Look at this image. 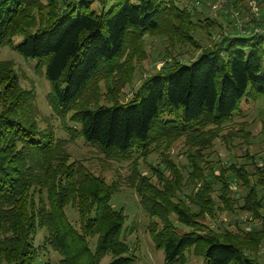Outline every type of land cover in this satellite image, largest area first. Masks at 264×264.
<instances>
[{
	"label": "trees",
	"instance_id": "trees-1",
	"mask_svg": "<svg viewBox=\"0 0 264 264\" xmlns=\"http://www.w3.org/2000/svg\"><path fill=\"white\" fill-rule=\"evenodd\" d=\"M189 14L169 0H0V45L46 66L50 103L72 111L75 126L66 124L71 137L81 136L105 156L120 160L139 153L138 161L184 139L192 166L187 178L166 158L152 164L151 174L136 162L128 176L163 264H188L190 250L202 264H264L258 258L264 242L263 156H251L252 173L236 163L213 172L221 184L217 202L198 161L225 122L264 102L262 23L254 18L257 26L247 33L227 35L203 46L192 61L149 75L127 102L101 104L100 91L90 89L126 65L144 36L173 30L186 38L194 30ZM17 36L23 40L16 42ZM38 112L34 90L20 84L14 62L0 60V264H36L49 248L61 256L60 264H134L123 234L127 215L112 205L117 185L73 160L67 140L57 138L53 127H41ZM240 130L244 126L235 134ZM238 183L247 193L237 207L253 213L260 227L238 232L208 226L207 216L221 204L236 207L238 199L229 193ZM191 185L196 189L184 193ZM69 204L78 209L79 226L68 217Z\"/></svg>",
	"mask_w": 264,
	"mask_h": 264
},
{
	"label": "rangeland",
	"instance_id": "rangeland-1",
	"mask_svg": "<svg viewBox=\"0 0 264 264\" xmlns=\"http://www.w3.org/2000/svg\"><path fill=\"white\" fill-rule=\"evenodd\" d=\"M42 1L47 2V0ZM169 1L190 12L189 17L194 24V30L187 32L186 38L173 30L144 36V40L137 45L136 52L132 56L130 53L126 65L111 73V77L99 78L94 82L90 89L100 91V101L97 102L106 104L116 99L120 102L131 100L149 75L164 70L172 63L192 61L198 56L203 46H213L227 35L247 33L246 29L257 26L254 18L262 23L261 28L264 27V10L261 9L262 2L259 0ZM92 5L98 6L96 2ZM205 21L210 24H205ZM22 40V36L15 38L16 42ZM0 60L13 61L20 84L24 88L34 90L35 105L39 109L36 116L39 125L53 127L57 138L67 140L66 149L73 160L80 161L90 172L102 176L108 184L117 185L118 191L113 194L112 205L115 209H123L127 215L123 234L136 255L134 264H163V251L157 250L153 244L148 230L149 217L141 206L136 190L127 185L128 176L132 172V165L136 162L141 170L151 174L152 164L161 163L162 158H166L164 163L174 164L187 178L192 166L188 160L186 151L188 147L184 139H176L169 147L161 151L152 150L146 156L140 155L138 161H135V158L139 156V153L120 160L111 159L107 155L106 157L97 147L87 144L81 136L71 137L72 134L66 124L70 127L75 126L70 120L72 111H63L50 103L48 96L53 92V87L46 77V66L39 67L38 60L23 56L8 45H0ZM84 95L83 99H86L88 93L85 92ZM243 126L245 131L240 130V135H236L235 132ZM251 156L254 158L257 156V159L261 156L264 158V102L262 99L249 108H243L239 114H235L232 119L225 122L220 135L214 140V146L204 151L203 156L198 160L202 165L201 169L205 170L206 178L212 182L216 202L221 184L212 173L219 174L221 167L235 163L237 166L246 167L252 173ZM196 187L197 185L186 186L184 193H191ZM233 188L229 197L238 199L235 203L233 202L236 207H224L221 204V207L215 210V215L207 216L205 223L217 231L228 229L245 232L260 227V222L253 213L237 207L238 204L243 203L242 197L247 193L246 186L238 183V185L234 184ZM66 212L69 219L79 226L80 219L76 206L69 204ZM43 233L40 230L36 237L39 245L43 243ZM186 255L188 264L203 263V258L193 250L188 251ZM258 258L264 263V242L260 244ZM60 259L61 256L49 248L40 254L36 264L48 262L60 264ZM109 259L106 257L103 262Z\"/></svg>",
	"mask_w": 264,
	"mask_h": 264
}]
</instances>
